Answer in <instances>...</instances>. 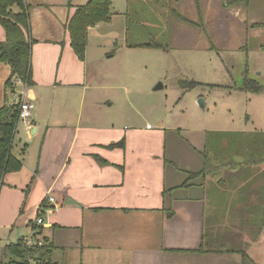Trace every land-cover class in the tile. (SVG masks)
Listing matches in <instances>:
<instances>
[{
  "label": "crops",
  "instance_id": "1",
  "mask_svg": "<svg viewBox=\"0 0 264 264\" xmlns=\"http://www.w3.org/2000/svg\"><path fill=\"white\" fill-rule=\"evenodd\" d=\"M24 1L33 39L32 83L13 82L17 94L34 101L36 109L28 124L18 121L14 137L13 154L23 168L7 174L0 188V242L14 240L0 244V262L8 245L47 239L53 264H243L244 254L252 264H264V163L184 186L204 167L198 147L205 149L206 133L189 138L186 146L168 138L186 130L150 129L147 119L136 123L133 116L113 121L100 100L88 97L94 88L90 42L83 64L71 46L69 21L90 0L32 6ZM140 1L149 11L167 2ZM251 1L168 3L199 29L218 15L217 6L228 7L255 32L263 25L238 9L249 8ZM186 7L198 18H188ZM126 12L117 11L113 0L112 14L128 20ZM102 24L89 28L88 38ZM127 27L122 32L128 38ZM5 40L0 24V41ZM109 51V58L116 55ZM10 77L11 67L0 60V107L17 99L7 85Z\"/></svg>",
  "mask_w": 264,
  "mask_h": 264
},
{
  "label": "rangeland",
  "instance_id": "2",
  "mask_svg": "<svg viewBox=\"0 0 264 264\" xmlns=\"http://www.w3.org/2000/svg\"><path fill=\"white\" fill-rule=\"evenodd\" d=\"M52 1L82 2L28 0L31 6ZM166 1L160 2L158 10L149 11L140 0H115L117 11L131 14L128 20L113 14V23L101 22L90 31L88 71L94 88L88 97L100 100L102 112H110L113 121L133 116L136 123L147 119L152 125L150 129L163 125L177 132L186 130L182 135L168 136L183 145L202 132L264 133V94L244 89L246 79L264 86V0L251 1L249 8L238 7L243 13H250V17L254 14L263 25L259 36L260 28L254 32L251 22L245 23L228 7L217 6L218 15L199 29L192 27L188 19H178ZM187 7V17L198 18L197 11L194 14ZM127 25L133 28L128 38L122 32ZM124 37L127 43H122ZM112 38L114 42L108 44ZM146 43L151 48L140 46ZM157 44L162 48H156ZM112 49L116 55L109 58ZM101 51L107 55L101 57ZM27 84L22 82L23 86ZM14 85L12 79L11 95L15 94L17 99L11 107L18 109L23 96L21 92L17 94ZM200 101H204V107ZM111 102V109H107ZM198 148L202 158L204 147ZM2 241L1 247L14 242Z\"/></svg>",
  "mask_w": 264,
  "mask_h": 264
},
{
  "label": "trees",
  "instance_id": "3",
  "mask_svg": "<svg viewBox=\"0 0 264 264\" xmlns=\"http://www.w3.org/2000/svg\"><path fill=\"white\" fill-rule=\"evenodd\" d=\"M15 6L18 7V12L12 10ZM112 6L113 0H90L87 4L77 7L74 16L69 21L68 30L71 36V46L80 60L85 61L86 59L89 28L101 22H109L113 15ZM130 14L127 13V17ZM176 16L181 17L178 14ZM0 24L6 32V40L0 41V60L11 67V77L7 85L10 86L14 78L31 84L33 39L29 34V7L25 1L0 0ZM132 29L128 26V37L129 33L133 32ZM144 45L151 48V44H140V46ZM155 47L162 48L159 44ZM245 81L246 91L252 94L264 93V86L249 79ZM18 121V109L0 107V188L7 174L20 171L24 165L23 160L13 154ZM202 156L203 169L198 173H192L184 186L196 178L218 179L225 171L239 169L246 171V167L263 164L264 133L208 132ZM244 175L250 174L245 172ZM51 247L47 239H44L42 244L36 242L32 246H27L25 241L20 240L18 243L5 247L4 260L0 264H53L49 259ZM243 264H252L245 254Z\"/></svg>",
  "mask_w": 264,
  "mask_h": 264
},
{
  "label": "built area",
  "instance_id": "4",
  "mask_svg": "<svg viewBox=\"0 0 264 264\" xmlns=\"http://www.w3.org/2000/svg\"><path fill=\"white\" fill-rule=\"evenodd\" d=\"M35 109H36V104L34 103V101H32L30 99L23 98V100L20 101L19 106H18V120H19V122L28 124L34 115ZM50 201L54 202L55 199L50 198ZM43 223H44V220L42 218L37 219V225H42ZM26 244H27V246L33 245L32 241L26 242Z\"/></svg>",
  "mask_w": 264,
  "mask_h": 264
},
{
  "label": "water",
  "instance_id": "5",
  "mask_svg": "<svg viewBox=\"0 0 264 264\" xmlns=\"http://www.w3.org/2000/svg\"><path fill=\"white\" fill-rule=\"evenodd\" d=\"M162 87V85H160L158 88ZM199 104L204 107V101H200Z\"/></svg>",
  "mask_w": 264,
  "mask_h": 264
}]
</instances>
